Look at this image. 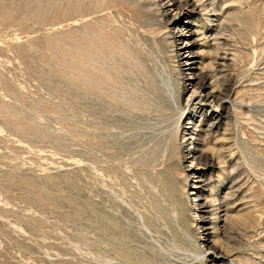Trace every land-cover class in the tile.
Returning a JSON list of instances; mask_svg holds the SVG:
<instances>
[{"label": "rangeland", "instance_id": "rangeland-1", "mask_svg": "<svg viewBox=\"0 0 264 264\" xmlns=\"http://www.w3.org/2000/svg\"><path fill=\"white\" fill-rule=\"evenodd\" d=\"M157 1L0 0V264H264V0Z\"/></svg>", "mask_w": 264, "mask_h": 264}, {"label": "bare ground", "instance_id": "bare-ground-1", "mask_svg": "<svg viewBox=\"0 0 264 264\" xmlns=\"http://www.w3.org/2000/svg\"><path fill=\"white\" fill-rule=\"evenodd\" d=\"M174 0H158L157 2H158V4H159V6H160V8L162 9V11H163V14H166L168 11V9L166 8L167 7V4H170L171 2H173ZM198 2H200V0H198L197 2L195 1V0H184V2L182 3V5H181V3L179 4V7H178V11L176 12L177 14V17L178 18H181V16H184L185 14H186V12H184V10H191V11H193L194 9H196V7L198 6ZM157 4V3H156ZM211 4H212V2H211ZM210 4V5H211ZM169 6V5H168ZM200 7H202V10L203 9H207V5L205 4V3H201L200 4ZM214 8V7H213ZM175 14V13H174ZM182 19V18H181ZM181 19H180V22H181ZM171 21V20H170ZM169 21V22H170ZM171 23V22H170ZM177 24V23H176ZM174 26V25H173ZM172 26V27H173ZM183 28V27H182ZM181 28V29H182ZM186 28H188V25H186ZM177 29V28H176ZM182 31L183 30H177V31H174V38H183L182 36H184L185 34H183L182 33ZM185 31V30H184ZM183 31V32H184ZM187 31V30H186ZM202 31H204V30H202ZM188 32H190V35H192V34H194V32H192L191 30H188ZM196 32V31H195ZM202 35H205L204 33L202 34ZM187 37V36H186ZM186 40H188V39H186ZM188 43V42H187ZM214 64V63H213ZM216 67V66H215ZM213 68H214V66H213ZM213 70V69H212ZM211 72V71H210ZM212 77V79L215 77V75L214 74H211L210 76H208V75H206V74H203L202 75V81H201V83H200V85L198 86V89H200V91L203 93L202 95H204V99H206V100H208V99H216L215 98V93H214V91L213 90H208V88L210 87V86H212V83H213V81L212 82H209L208 80H209V78H211ZM211 81V80H210ZM220 95H221V93H219ZM218 96V97H221V96ZM216 101H218V100H216ZM214 102V101H213ZM219 104V103H218ZM213 159H211L210 161H207V164H210V165H213ZM221 206H218L217 207V209L218 208H220ZM227 216V215H226ZM217 218H220V217H217Z\"/></svg>", "mask_w": 264, "mask_h": 264}]
</instances>
